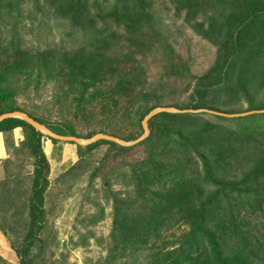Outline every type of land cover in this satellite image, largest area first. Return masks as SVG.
<instances>
[{
  "label": "rangeland",
  "instance_id": "obj_1",
  "mask_svg": "<svg viewBox=\"0 0 264 264\" xmlns=\"http://www.w3.org/2000/svg\"><path fill=\"white\" fill-rule=\"evenodd\" d=\"M102 1L106 10L117 2ZM151 1L157 24L162 27L163 37L158 40L170 37L168 44L174 46L167 50L158 44V49L148 52V56L136 54L135 59L142 62L146 71V88L159 90L165 105L183 107L192 101L197 79L212 68L218 49L197 35L186 23L187 12L178 11L172 0ZM43 3L44 0H21L17 5L15 0H6L3 6L14 7L0 10L1 59H7L8 53L17 50L44 52L62 46L76 50L85 46L86 41H94L91 35L71 29L68 20L47 13ZM105 27L100 24L99 31L94 30L100 51L111 57L130 53L126 41L119 48L105 44L111 37V30ZM113 31L120 38L127 35L124 27L114 26ZM169 61L181 65V72L169 73ZM214 77L212 74L211 78ZM28 80L26 74H20L3 82L12 92H17L14 98L21 110L44 118L50 125H73L85 141L93 139L84 138L97 132H117L120 139L133 138L130 142L118 140L132 143L128 147L135 148L115 156L117 152L112 146L101 143L80 161L77 144L71 141L54 144L45 134L43 149L50 170L43 223L36 228L38 232L34 229L31 240L27 238L30 228L24 220L6 224V233L0 230V264H170L169 259L181 264L180 258L187 256L192 257L188 261L182 258L185 264H205L211 248L206 233L212 234L224 259L232 260L233 264H264V203L257 198V193L264 190V132L238 134L232 125L208 116H244L250 105L237 106L234 101L235 105L222 107V100L214 99L219 105H215L217 111L182 112H206V118L213 121L210 125H180L181 128L174 130L177 134L172 133L168 138L162 124L157 123V134L139 146L150 136L144 124L146 119L140 124L131 123L122 111L105 113V107H114L109 100L103 102L102 96L93 103L83 104L77 91L69 90L66 82L54 81L39 87ZM189 84L192 88L186 91ZM111 86L112 83H107L100 90L106 92ZM0 89H3L1 85ZM262 104L264 97H257L254 106ZM169 110L180 112L177 108ZM179 136L191 138L192 151L189 144L176 143ZM182 150L187 153L184 155ZM223 152L226 154L221 158ZM10 156V163L0 165V178L15 181L12 186H22V191L32 189L33 161L28 154ZM202 157H208L211 162L216 160L217 164L223 163L222 159L228 160L226 163L238 160L229 167L226 163L216 167L218 173L213 176L226 187L230 185L233 191H220L214 198L213 193L219 188H213L210 193V185L202 182L205 176ZM161 167L164 170L158 178ZM121 171L130 177L145 173L143 181L148 184L138 186L141 189L138 191L133 181L135 184L127 188L125 173ZM43 182L42 176L39 188ZM108 185L110 191L106 190ZM259 205H262L260 209Z\"/></svg>",
  "mask_w": 264,
  "mask_h": 264
},
{
  "label": "trees",
  "instance_id": "obj_2",
  "mask_svg": "<svg viewBox=\"0 0 264 264\" xmlns=\"http://www.w3.org/2000/svg\"><path fill=\"white\" fill-rule=\"evenodd\" d=\"M116 1L114 6L106 10L102 7L104 2L102 0H44L43 4L47 13L61 20H68L71 29L83 32L85 36L91 35L92 38L94 37V41L91 43L86 41L85 46L76 50H66L62 46L60 49L53 48L44 52L17 50L13 54L8 53V57L2 54L7 59L3 60L0 57V85L3 87V89H0V118L7 114L23 113L56 135L83 139L73 125H50L44 118L26 113L16 106L17 100L14 97L17 92H12L10 86L8 84L4 86L3 82L9 76L12 78L13 75L26 74L29 78V83L36 82L39 87L51 84L54 81H59L63 84L66 82L69 90L74 88L77 91V96L83 104L85 102L93 103L99 98L98 96H102L103 102L107 103L109 100L112 102V105L111 103L110 105L114 107L108 109L105 107V113L113 112L114 110L122 111L124 113L123 117L132 120L131 123L134 121L138 122V124L142 123L153 111L160 108H177L180 111L163 112L149 120L150 136L141 142L139 146L151 141V136L157 134V130H159L157 123L162 124L161 127L165 129L163 132L168 133V138L172 133H176V129L181 128V126L198 125L200 123L210 125L208 123L213 121L206 118V115H208L206 112L199 114L182 112L197 110L217 111L219 108L215 106L217 105V100L214 99H221L222 107L235 105L234 101H237V106L246 103L250 105V110L245 113L247 115L236 118L227 117L225 114L208 115L209 117L220 123L225 122L226 125H232L234 131L238 132V134H263L264 104L254 106V101L257 97H264V0H172L177 5L178 11L187 12L186 23L192 27L197 35L212 42L218 49L217 59L212 68L197 79L193 89L194 96L192 101L183 107L165 105L163 102L164 95L160 94L159 90L150 91L146 88L147 78L144 76L146 71L142 68V62L135 59L136 54H141L144 57L148 56V52L158 49V44V46L166 47L167 50H172L174 46L173 44H168L170 37L162 38L161 41L158 40L160 36L163 37L160 31L162 27L157 24L152 10V1ZM15 2L18 5L21 0H15ZM5 3L6 0H0V10H3L2 7L6 9L14 7L13 4L3 6ZM199 17H201V21ZM100 24H104L109 29L108 31L111 30V37L105 40L107 41L105 44H111V47L119 48L120 44L126 41L128 44L126 46L130 48V53L123 56L117 55L116 57L104 55L99 49L100 44L95 43L97 35L95 36L96 32L94 30L97 29L99 31L98 26ZM114 26L117 28L124 27L127 35L120 38L119 33L113 31ZM10 60H12L11 63ZM169 63L171 66L168 69L169 73L178 74L181 72V65L171 61ZM212 74H215L214 78H211ZM107 83H112V86L108 87L106 92L101 91L100 88ZM190 85H188L186 91L192 88ZM86 95L87 98H85ZM122 100H125V102L122 103ZM89 103H86V105ZM133 110H135L134 114H132ZM223 126L221 125V127ZM17 128H22L25 135V141L19 148L11 140V133ZM0 133L5 136V145L9 154H28V158L34 163V175H32L33 173L31 174L34 177H30L33 180L32 189L22 191V186L17 187L18 185H16L13 187L12 183H15V181H10L9 179L0 182V230L6 233V224L14 225L16 220H24L30 228V234L27 238L31 240L35 236L34 229H39L41 223H43L46 191L49 187L50 164L43 149L45 134L26 121L16 117L3 120L0 123ZM98 134H107L110 137L120 139L117 132L108 134L105 131L91 134L84 139H91ZM48 139L54 143L60 142L52 137H48ZM120 140L130 142L134 139ZM180 141L184 142L183 146H185L192 140L190 137L179 136L176 143L178 144ZM101 143L112 146L114 151L116 150L117 152L115 156H122L135 148L121 146L107 140L88 146L77 145L80 161H83L85 156ZM189 146L192 151L190 144ZM186 153L185 151L183 152L184 155ZM225 154L223 152L221 158ZM222 160L223 163L217 164L216 160L211 162L208 157H202V171H204L205 175L202 182L210 185L208 187L210 193H213V188H219L213 193L214 198L219 195L220 191L231 192L234 190L230 185L226 187L222 180L213 178L218 173L216 167L222 166L228 161L224 162L225 159ZM10 162L8 160L6 163ZM237 162L238 160L236 159L235 162L230 161L226 163V167ZM119 164L120 168L123 169L124 163L121 162ZM162 170L164 169L161 167L158 171V178ZM199 171L200 169L197 170V172ZM120 173H125L124 181L127 188L135 184L133 181H136L135 187L138 191L141 190L138 186L141 187L143 184H148L143 181L145 173L144 175L139 173L132 177L128 176L125 171ZM42 176L44 182L43 186L39 188ZM115 180L116 182L119 181L118 179ZM109 185L106 188L107 191L111 190ZM143 188V192H146L145 186ZM131 191L132 189H130ZM257 194V198L264 203V190ZM261 206L259 205V209ZM199 217L204 218V215L199 214ZM204 235L210 238L209 242L211 245L208 261L205 264L234 263L232 260L224 259L222 250L219 248L217 241L211 236V233ZM191 257L182 258L188 261ZM182 258H180L181 264H185V260H182ZM169 261L170 264H174L170 259Z\"/></svg>",
  "mask_w": 264,
  "mask_h": 264
},
{
  "label": "water",
  "instance_id": "obj_3",
  "mask_svg": "<svg viewBox=\"0 0 264 264\" xmlns=\"http://www.w3.org/2000/svg\"><path fill=\"white\" fill-rule=\"evenodd\" d=\"M163 112H172L171 110L169 109H160V110H155L153 111L145 120V128H146V131L149 133V129L147 127V124L149 122V120H151L154 116L160 114V113H163ZM247 115V114H246ZM10 117H16V118H20L24 121H26L27 123H29L30 125H32L33 127H35L37 130H39L40 132H42L43 134H47L49 137H52L54 139H57V140H60V141H71L77 145H85V146H88V145H91L93 143H96L98 141H101V140H107V141H110V142H115V143H119L120 144L122 143L124 146L128 147L130 145H133L132 143H124V142H121L120 140H118L117 138H114V137H110V136H105L103 134H98L96 135L93 139L91 140H88V141H85V140H82L80 138H75V137H62V136H59V135H56L54 134L53 132L49 131L46 127H44L43 125L39 124L38 122H36L35 120H33L32 118H30L29 116L23 114V113H13V114H7V115H4L0 118V123L7 119V118H10ZM147 133V135H148ZM146 138V136L144 137ZM140 142V141H138ZM137 142V143H138Z\"/></svg>",
  "mask_w": 264,
  "mask_h": 264
},
{
  "label": "crops",
  "instance_id": "obj_4",
  "mask_svg": "<svg viewBox=\"0 0 264 264\" xmlns=\"http://www.w3.org/2000/svg\"><path fill=\"white\" fill-rule=\"evenodd\" d=\"M11 140L14 143V145L17 148H19L22 145V143L25 141L24 130L22 128L15 129L11 133ZM51 142L54 143L53 141H51ZM54 144H56V143H54ZM11 157L12 156H10V154L6 148V145H5V136L3 133H0V165L2 166V164L6 163L8 160H10ZM3 180H2V178H0V182Z\"/></svg>",
  "mask_w": 264,
  "mask_h": 264
}]
</instances>
